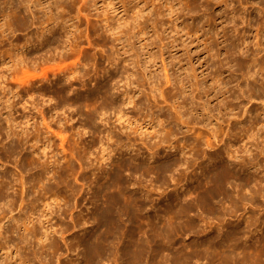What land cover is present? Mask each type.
Returning a JSON list of instances; mask_svg holds the SVG:
<instances>
[{"label": "clouds", "instance_id": "1", "mask_svg": "<svg viewBox=\"0 0 264 264\" xmlns=\"http://www.w3.org/2000/svg\"><path fill=\"white\" fill-rule=\"evenodd\" d=\"M0 264H264V0H0Z\"/></svg>", "mask_w": 264, "mask_h": 264}]
</instances>
